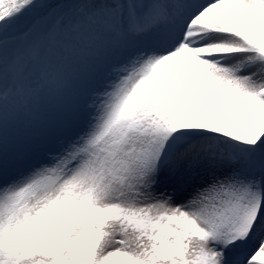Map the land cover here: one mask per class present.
<instances>
[{
  "label": "snow or ice",
  "instance_id": "1",
  "mask_svg": "<svg viewBox=\"0 0 264 264\" xmlns=\"http://www.w3.org/2000/svg\"><path fill=\"white\" fill-rule=\"evenodd\" d=\"M0 264H264V0H0Z\"/></svg>",
  "mask_w": 264,
  "mask_h": 264
}]
</instances>
